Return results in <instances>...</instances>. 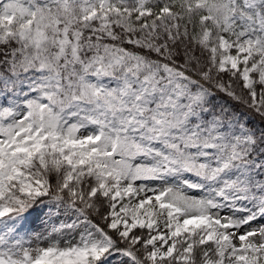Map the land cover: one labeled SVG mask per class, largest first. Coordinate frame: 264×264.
<instances>
[{"label": "snow or ice", "instance_id": "obj_1", "mask_svg": "<svg viewBox=\"0 0 264 264\" xmlns=\"http://www.w3.org/2000/svg\"><path fill=\"white\" fill-rule=\"evenodd\" d=\"M0 264H264V0H0Z\"/></svg>", "mask_w": 264, "mask_h": 264}, {"label": "trees", "instance_id": "obj_2", "mask_svg": "<svg viewBox=\"0 0 264 264\" xmlns=\"http://www.w3.org/2000/svg\"><path fill=\"white\" fill-rule=\"evenodd\" d=\"M238 91H239V89H238Z\"/></svg>", "mask_w": 264, "mask_h": 264}]
</instances>
